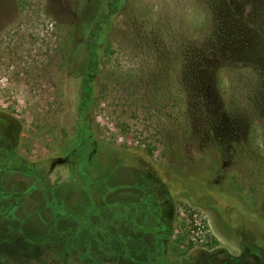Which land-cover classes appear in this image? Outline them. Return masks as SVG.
Here are the masks:
<instances>
[{"label": "rangeland", "instance_id": "rangeland-1", "mask_svg": "<svg viewBox=\"0 0 264 264\" xmlns=\"http://www.w3.org/2000/svg\"><path fill=\"white\" fill-rule=\"evenodd\" d=\"M0 111V264H264V0H0Z\"/></svg>", "mask_w": 264, "mask_h": 264}, {"label": "trees", "instance_id": "trees-1", "mask_svg": "<svg viewBox=\"0 0 264 264\" xmlns=\"http://www.w3.org/2000/svg\"><path fill=\"white\" fill-rule=\"evenodd\" d=\"M110 8L114 10L113 4H110ZM108 20L109 14H105L97 19L87 39L88 58L82 70L79 114L86 112L94 102L96 77L101 69V60L98 52V39L103 26L108 22ZM0 116L8 119H14L12 116L2 111H0Z\"/></svg>", "mask_w": 264, "mask_h": 264}, {"label": "flooded vegetation", "instance_id": "flooded-vegetation-1", "mask_svg": "<svg viewBox=\"0 0 264 264\" xmlns=\"http://www.w3.org/2000/svg\"><path fill=\"white\" fill-rule=\"evenodd\" d=\"M89 144V141L87 139L83 140L80 145H78L77 147L75 148H70L68 150V153L66 154V156L64 157L63 160H60L57 159L56 161L53 162V164L55 162L59 163V162H64V163H67L68 166H69V169H70V174L71 173H76L77 174V161H76V158L75 156L78 155V153L81 152V150L83 151L85 149V146ZM91 146H92V150L89 154V157L87 158L88 160H92L94 154L96 153V143L95 142H91L90 143ZM89 144V145H90Z\"/></svg>", "mask_w": 264, "mask_h": 264}]
</instances>
